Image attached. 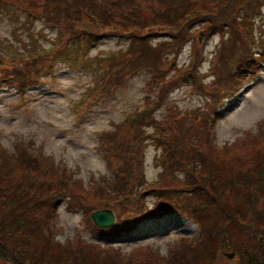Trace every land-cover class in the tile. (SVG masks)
Returning <instances> with one entry per match:
<instances>
[{
    "label": "trees",
    "instance_id": "trees-1",
    "mask_svg": "<svg viewBox=\"0 0 264 264\" xmlns=\"http://www.w3.org/2000/svg\"><path fill=\"white\" fill-rule=\"evenodd\" d=\"M27 2L38 5V10L42 6L52 24L62 23L70 29L63 39L67 41L58 49L74 39L82 44L103 37L127 41L122 54L108 60L101 85L105 95H111L113 88L136 71L147 70L151 77L143 86V107L119 126L112 125V131L99 134L98 151L110 178H92V188L84 189L66 166L36 152L31 142L15 144L11 153L0 145V264H224L228 260L217 255L219 249L235 250L238 264H264V120L257 124L256 132L247 131L237 143L222 150L213 147L219 106L257 69L259 58L250 55L253 36L237 20L245 0ZM201 24L205 38L211 31L227 33L221 36L213 56L210 86L195 79L194 67L204 60L197 38L194 56L184 69L166 59L171 52L175 60L183 42L193 38V27ZM159 37L164 40L153 44ZM44 55L35 54L23 59L22 66L6 69L0 73V84L13 83L20 89L37 85L40 74L49 67L46 62H51L49 58L42 62ZM172 69L176 72L168 75ZM186 78L208 97L202 113L171 112L158 119L156 113L168 94ZM148 146L160 151L159 172L151 181L144 176ZM64 200H68L69 210L80 209L88 230L101 237L134 232L143 220L152 219L159 225L172 215L193 222L198 237L192 246L185 245L187 249L171 250L157 261L144 246L124 255L83 238L60 244L53 234L58 205ZM148 200L154 206L151 210L144 208ZM102 208L111 209L116 216L109 228H96L90 221V213ZM229 227L236 228L234 237L249 238V246L234 243L232 247L230 237L224 240ZM250 245L262 249L258 259L245 252L252 250Z\"/></svg>",
    "mask_w": 264,
    "mask_h": 264
},
{
    "label": "rangeland",
    "instance_id": "rangeland-1",
    "mask_svg": "<svg viewBox=\"0 0 264 264\" xmlns=\"http://www.w3.org/2000/svg\"><path fill=\"white\" fill-rule=\"evenodd\" d=\"M18 2L21 5L14 0H4L0 4V59L6 64L19 65V58L31 56L29 49L40 46L44 52H51L65 42H61L62 30L52 28L43 19L32 18L25 11L24 1ZM253 19L254 25L264 24V15L259 18L255 15ZM197 32L198 29H195L191 35L196 37ZM260 33L259 28L255 27L254 34L257 36ZM58 34H61V37ZM163 40L161 37L156 38L153 44H159ZM219 40L220 36L213 34L207 40L200 41L203 45L201 56H204V61L198 63L194 69L195 79L204 85H211V75L205 76L207 73L205 70L214 66L213 56ZM192 43L183 44L175 60L171 52L167 53V62L173 61V66L184 69L194 56L192 50L195 42ZM126 44V40L118 37H104L96 44H82L74 39L66 43L63 50L53 55L55 59L53 69L37 87L27 90L23 95L12 87H0V145L11 153L18 140L24 138L23 141L32 142L36 145V152L40 151L57 164L65 165L82 182L84 189L91 187L89 182L92 178L98 179L100 175H104L105 179L110 178L106 163L98 151L100 148L98 136L103 130L112 131L115 125L119 126L134 111L143 107L145 96L143 86L151 77L147 70L136 71L122 85L113 88L111 96L104 94L101 85L106 76L108 60L119 57L126 49ZM257 52L264 53V48H258ZM82 55L86 57L83 60L79 58ZM258 70L257 77L251 83L219 106L213 141L215 150L230 146L243 138L247 131L256 132L257 124L264 120L263 62ZM175 72L176 69H172L168 75ZM186 79L187 81L168 94L156 113L158 119L171 112L197 116L202 113L208 97L201 94L199 89H196L188 78ZM85 99L87 105H80ZM80 114L84 115L78 119ZM159 153L160 151L153 146L145 149L146 181L157 178ZM213 156L215 157V154ZM140 203L143 204V201ZM144 206L146 210L154 207L151 200ZM83 218L82 211H69L66 202L63 203L56 220L54 240L65 244L74 237L83 238L93 244L121 250L120 253L124 255L137 253L139 252L137 249L142 248L139 246L149 244L145 247L153 254L150 258L157 261L156 258L166 256L171 250L186 248L185 245L192 246L194 238L198 237L193 222L190 221L188 224L181 219L179 221L175 215L166 218L160 225L144 222L136 232L127 236L122 234L119 238L111 234L101 237L88 230ZM170 222L174 227H169V232L164 235ZM235 230V227H229L224 234V240L230 237L232 247L234 243L249 246L246 241L249 238L233 236ZM250 247L252 250L245 252L254 254L258 259L262 249L257 245ZM223 252L234 255L231 259L225 255L228 261L224 264H238L240 261L235 250L219 249L217 255L220 256Z\"/></svg>",
    "mask_w": 264,
    "mask_h": 264
},
{
    "label": "water",
    "instance_id": "water-1",
    "mask_svg": "<svg viewBox=\"0 0 264 264\" xmlns=\"http://www.w3.org/2000/svg\"><path fill=\"white\" fill-rule=\"evenodd\" d=\"M90 219L92 223L97 228H107L114 223V213L109 209L96 210L90 214ZM222 255H226L227 258H232L233 254H226L225 252Z\"/></svg>",
    "mask_w": 264,
    "mask_h": 264
}]
</instances>
